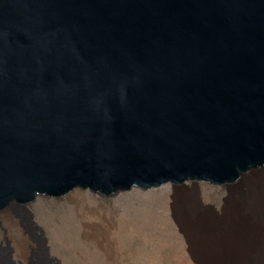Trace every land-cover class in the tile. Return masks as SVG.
I'll return each mask as SVG.
<instances>
[{
  "label": "water",
  "instance_id": "obj_1",
  "mask_svg": "<svg viewBox=\"0 0 264 264\" xmlns=\"http://www.w3.org/2000/svg\"><path fill=\"white\" fill-rule=\"evenodd\" d=\"M259 174L264 0H0V217Z\"/></svg>",
  "mask_w": 264,
  "mask_h": 264
},
{
  "label": "bare ground",
  "instance_id": "obj_2",
  "mask_svg": "<svg viewBox=\"0 0 264 264\" xmlns=\"http://www.w3.org/2000/svg\"><path fill=\"white\" fill-rule=\"evenodd\" d=\"M241 178L242 182L247 181L246 188L232 190L221 213L191 197L188 187L174 191L170 216L184 239L189 264H264V174ZM68 203L74 206V211H48L42 219L45 223L53 222L49 230L51 249L64 264H114L106 252L107 245L112 243L107 236L114 226L152 236H161L170 230L163 213L164 200L158 195L127 204L120 213L113 209L116 203L110 204L112 210H107L100 199L92 196H74ZM6 214L20 229V223L10 211ZM37 237L47 255L46 240L41 235ZM34 248L29 237L23 234L17 256L34 264ZM50 261L46 258L44 264ZM0 264H17L10 244L0 247Z\"/></svg>",
  "mask_w": 264,
  "mask_h": 264
},
{
  "label": "rangeland",
  "instance_id": "obj_3",
  "mask_svg": "<svg viewBox=\"0 0 264 264\" xmlns=\"http://www.w3.org/2000/svg\"><path fill=\"white\" fill-rule=\"evenodd\" d=\"M246 182L247 181H241V188L238 189V191L246 188ZM188 188L191 197L200 204L209 206L217 213H221L226 202L231 197L230 195L232 192V190H213L209 187ZM235 191H237V189ZM151 195H158L164 200L163 213L164 215L166 214V223H168L170 230H167L161 236H152L148 234H135L129 230H123L119 226H114L107 236L112 241V243L107 245V254L111 257L114 264H189L185 258L184 239L170 216L174 195L173 186L158 193L133 195L131 197L127 196L129 197L128 199L123 200V198H121L119 201L101 200V202L107 210H112L110 204L116 203V207H113V209H115L117 213H120L123 206L144 201ZM99 209L100 211H104L103 207H99ZM30 210L33 213L32 220L44 232L41 236L46 240L45 247H47V255H45V252L42 250L41 242L38 237H33L29 221L23 213L10 212L13 218L20 223L21 230L11 222L7 214L0 217V223L4 229L0 228V235L10 240V245L14 249V258L17 264H19L18 261H21L23 264H29L25 258L17 256V253L20 252L19 243L22 241L23 234L28 236L31 243L35 246L34 264H44L46 258L51 259L49 264H64V261L58 254L53 253L51 249L49 230L53 226V222L47 221V223H45L42 222V219L45 217L44 214L48 211L51 213H65V211L69 210L74 211V206L68 203V201L65 204H57L52 201H41L33 202V208ZM81 211H83V208H81ZM115 220L117 222L119 221L117 216H115ZM90 248L92 250H98L96 247ZM99 251L104 252L102 250Z\"/></svg>",
  "mask_w": 264,
  "mask_h": 264
}]
</instances>
